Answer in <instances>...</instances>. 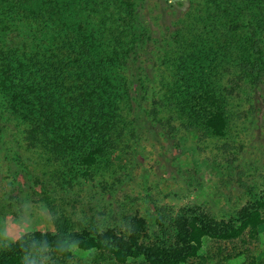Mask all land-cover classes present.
<instances>
[{
	"label": "trees",
	"instance_id": "16d2710c",
	"mask_svg": "<svg viewBox=\"0 0 264 264\" xmlns=\"http://www.w3.org/2000/svg\"><path fill=\"white\" fill-rule=\"evenodd\" d=\"M142 1L0 0V132L9 128L21 151L34 152L27 179L4 187L20 205L40 202L55 226L2 247L0 264H25L37 251L67 258L73 247L117 264H187L208 236L232 240L264 226V194L221 229L194 214L158 215L153 225L134 215L104 228L78 209L82 182L106 173L136 139L139 99L168 131L222 138L232 102L264 80V0H192L156 45L152 75ZM0 204V214L16 205Z\"/></svg>",
	"mask_w": 264,
	"mask_h": 264
},
{
	"label": "rangeland",
	"instance_id": "374dc122",
	"mask_svg": "<svg viewBox=\"0 0 264 264\" xmlns=\"http://www.w3.org/2000/svg\"><path fill=\"white\" fill-rule=\"evenodd\" d=\"M192 4V0L142 1L139 12L154 38L145 62L149 75L156 45L176 29ZM140 102L134 105L139 114L136 139L122 147L106 173L98 169L95 178L83 181L72 196L78 198V209L87 217L101 219L106 228L122 226L134 215L153 225L158 215L176 218L194 214L203 223L221 229L235 222L239 209L264 194V80L249 97L243 95L232 102L229 131L222 138L168 131L145 114ZM4 130L0 132V203L16 205L0 214V249L27 233L55 232L45 206L40 202L20 205L9 196L10 188L4 187L27 179L31 167L27 156L34 154L21 151L12 131ZM72 250L67 258L37 251L25 264H117L96 250ZM130 264L147 262L140 259ZM187 264H264V226L255 235L246 231L232 240L208 236L199 257Z\"/></svg>",
	"mask_w": 264,
	"mask_h": 264
}]
</instances>
